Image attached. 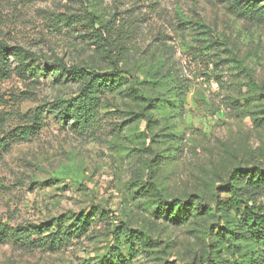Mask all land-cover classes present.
I'll use <instances>...</instances> for the list:
<instances>
[{
  "label": "rangeland",
  "instance_id": "1",
  "mask_svg": "<svg viewBox=\"0 0 264 264\" xmlns=\"http://www.w3.org/2000/svg\"><path fill=\"white\" fill-rule=\"evenodd\" d=\"M0 45L35 55L0 79V225L93 220L56 252L0 244V264H264L242 217L264 211V0H0ZM60 65L120 71L98 132L59 117L85 83Z\"/></svg>",
  "mask_w": 264,
  "mask_h": 264
},
{
  "label": "trees",
  "instance_id": "2",
  "mask_svg": "<svg viewBox=\"0 0 264 264\" xmlns=\"http://www.w3.org/2000/svg\"><path fill=\"white\" fill-rule=\"evenodd\" d=\"M86 22L90 25L92 30H95L96 36L105 46L109 47L108 57L113 59L110 55L111 49L114 46V40H111V25L107 24L100 28V21L92 14L85 17ZM104 33V34H103ZM10 54L15 60L23 63L35 57L33 53L23 48H8L0 45V79L5 80L11 78V65L9 64ZM60 69L67 73L71 78L85 83L79 94L69 100H58L59 117L67 124L73 123L82 134L96 133L100 129V114L102 97L108 92L114 91L119 86L120 71L110 72H89L83 68L76 66L68 67L60 65ZM38 111V110H37ZM27 118V117H25ZM29 125H24L17 130V140H27L41 128L42 119L41 113L38 111L30 120ZM7 140L3 139V145L0 148H6ZM251 179H255V184L259 187L264 186V174L254 173ZM225 206L227 203L224 204ZM228 208L238 210V208L230 203ZM244 225L256 235L264 236V211L254 213H242ZM93 220L89 216L80 218L77 223L70 225L64 230L62 224L54 225L52 223H28L26 225H19L16 228L10 226L0 225V244L7 242L19 243L22 247L29 250L45 249L56 252L66 247L69 242L76 236L85 233L91 225ZM244 227V226H243ZM232 231L226 229H219L218 235L232 234ZM210 264H223L222 260L219 262H212Z\"/></svg>",
  "mask_w": 264,
  "mask_h": 264
}]
</instances>
